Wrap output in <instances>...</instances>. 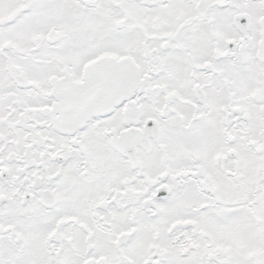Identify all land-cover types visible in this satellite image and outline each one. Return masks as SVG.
I'll list each match as a JSON object with an SVG mask.
<instances>
[{
	"label": "snow or ice",
	"instance_id": "6c2138e0",
	"mask_svg": "<svg viewBox=\"0 0 264 264\" xmlns=\"http://www.w3.org/2000/svg\"><path fill=\"white\" fill-rule=\"evenodd\" d=\"M0 264H264V0H0Z\"/></svg>",
	"mask_w": 264,
	"mask_h": 264
}]
</instances>
